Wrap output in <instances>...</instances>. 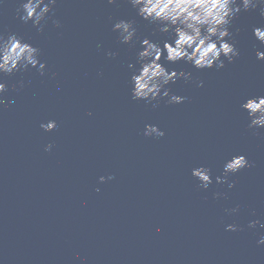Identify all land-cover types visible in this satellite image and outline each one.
I'll return each instance as SVG.
<instances>
[{"label": "water", "instance_id": "95a60500", "mask_svg": "<svg viewBox=\"0 0 264 264\" xmlns=\"http://www.w3.org/2000/svg\"><path fill=\"white\" fill-rule=\"evenodd\" d=\"M19 3L0 4V33L38 47L46 67L44 75L29 66L3 77L0 264H264V228L248 227L264 223V128L249 130L240 108L264 95V61L255 57L264 47L252 36L264 24L259 6L233 19L240 55L224 68L162 56L166 68L192 73L203 87L177 80L167 87L184 102L153 108L131 99L127 64L139 44L119 43L112 23L133 20L136 35L153 41L167 34L153 35L155 25L127 0H57L41 32L19 20ZM49 120L56 127L46 132L40 124ZM146 124L164 136L145 137ZM237 154L251 167L228 175L232 188L217 184L223 162ZM199 166L210 169L207 189L191 175Z\"/></svg>", "mask_w": 264, "mask_h": 264}, {"label": "clouds", "instance_id": "9594fccd", "mask_svg": "<svg viewBox=\"0 0 264 264\" xmlns=\"http://www.w3.org/2000/svg\"><path fill=\"white\" fill-rule=\"evenodd\" d=\"M117 0H107L108 4H114ZM3 0H0V4ZM57 0H20L16 8V14L20 21L27 24L31 22L37 32L43 31L47 19H51ZM127 3L135 10L138 17L155 25L153 35L156 33L167 34V39L153 41L148 37H138L133 20L118 19L112 23V31L117 33V41L121 44H131L139 48L136 50L135 64L128 63L130 70L128 80L129 91L132 100H143L158 107L160 100L168 104L183 103L186 97L171 94L167 87L170 83L183 80L185 83L194 82L196 87H203V81L194 79L192 73L175 69H169L162 64L161 58L169 64L184 61L195 69L217 70L224 68V60L232 63L240 53L236 47L233 34L229 31L232 21L241 11L256 10L259 6V16L264 19V0H127ZM52 24L59 27V21L52 19ZM239 29H237V32ZM252 36L264 47V24L253 26ZM135 38V39H134ZM162 44V47H161ZM118 53L108 52L106 55L115 56ZM223 57L224 59H221ZM257 60L264 61V51L259 48L255 51ZM31 66L40 75H44L45 63L40 60V49L25 41L16 33L7 35L0 33V106L5 105L4 93L7 91L3 77L12 75L18 71H24ZM23 87V81H18ZM14 86V90H15ZM155 101V103H153ZM7 103H14L9 100ZM240 108L247 113V128L249 130L264 128V95L246 97L240 104ZM91 115V113H87ZM56 127L55 120L42 122L40 128L46 132ZM163 130L156 125L146 124L143 135L145 137H163ZM256 135V132H253ZM51 144L44 147L48 152ZM251 167L245 155H232L222 164V172L215 177L217 184L227 183L228 188L233 183L228 181L229 174H235L241 169ZM191 175L199 181V187L207 189L213 180L210 169L204 166L194 167ZM106 177L100 176L99 182L103 183ZM108 180L113 179L111 175ZM99 191V189H96ZM215 193L214 196H220ZM239 205L228 209L229 213L239 211ZM264 228L260 220H251L249 228L257 225ZM226 231H237L235 224L225 226ZM258 245H264V234L259 235Z\"/></svg>", "mask_w": 264, "mask_h": 264}]
</instances>
